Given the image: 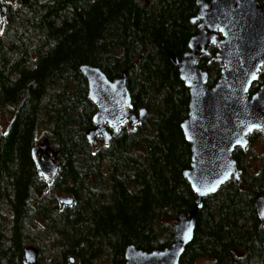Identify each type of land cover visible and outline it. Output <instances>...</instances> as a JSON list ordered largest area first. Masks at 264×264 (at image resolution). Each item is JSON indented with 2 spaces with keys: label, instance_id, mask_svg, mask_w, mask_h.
I'll return each mask as SVG.
<instances>
[{
  "label": "trees",
  "instance_id": "1",
  "mask_svg": "<svg viewBox=\"0 0 264 264\" xmlns=\"http://www.w3.org/2000/svg\"><path fill=\"white\" fill-rule=\"evenodd\" d=\"M197 11L196 0L7 2L0 111L11 118L0 133V264H23L28 242L38 243L39 264L43 250L50 264H124L129 244L145 251L173 244L175 218L188 214L196 196L182 175L192 161L180 127L189 92L168 52L181 58L188 50ZM215 50L199 62L209 87L222 68L208 64ZM84 63L110 79L126 70L130 110H148L107 145L99 139L92 147L86 137L97 107L79 71ZM44 137L61 166L50 187L32 157ZM257 137L259 131L249 134V144ZM234 158L239 182L203 198L180 264H264V223L255 208L264 194V158L249 177L246 152L236 149ZM61 194L72 204L59 203Z\"/></svg>",
  "mask_w": 264,
  "mask_h": 264
},
{
  "label": "water",
  "instance_id": "2",
  "mask_svg": "<svg viewBox=\"0 0 264 264\" xmlns=\"http://www.w3.org/2000/svg\"><path fill=\"white\" fill-rule=\"evenodd\" d=\"M0 4L1 24L7 7L4 1ZM196 4L198 11L191 22H198V32L189 39L188 50L181 58L168 52L189 92L187 117L180 127L190 143L192 161L182 175L195 193L194 205L187 215L176 216L175 240L170 247L145 251L129 244L124 264H180L193 239L203 198L217 193L227 181L240 179L242 169L233 155L236 148H245L253 131H259L264 139V82L251 96L247 95L259 78L260 68L264 71V2L259 6L256 0H196ZM211 45L218 52L209 63L217 61L223 67L218 80L209 87L208 73L198 64L202 56L209 54ZM79 71L87 80L88 97L97 107L93 126L86 131L92 147L97 145V137L105 144L110 142L108 127L118 135L122 122L136 126L145 118L146 107L136 113L130 111L126 70L114 79L91 64H81ZM56 155L47 137L32 149L36 169L49 187L61 168ZM58 201L67 206L73 199L60 195ZM255 208L264 222V194L256 196ZM189 227L191 235L185 240ZM38 251L36 246L26 245L23 263L38 264Z\"/></svg>",
  "mask_w": 264,
  "mask_h": 264
},
{
  "label": "rangeland",
  "instance_id": "3",
  "mask_svg": "<svg viewBox=\"0 0 264 264\" xmlns=\"http://www.w3.org/2000/svg\"><path fill=\"white\" fill-rule=\"evenodd\" d=\"M7 1V0H5ZM10 1V0H8ZM13 1V0H11ZM11 115L5 112V110L0 111V133H3L7 125L10 121ZM127 129H129V126H126ZM47 129L45 127H42L39 129L38 134L41 136L43 133H45ZM41 141V140H39ZM38 141V142H39ZM243 151L246 152V158L244 162L245 166V176L249 177L254 173V171L258 170L261 166L262 159L264 158V140L260 137L255 138L249 145L246 147ZM257 168V169H255ZM34 245L38 247V243L34 242H28L26 245ZM60 257H57L56 260H59ZM105 262V261H103ZM102 262V263H103ZM43 263L44 264H50L51 263V255L49 251L43 250Z\"/></svg>",
  "mask_w": 264,
  "mask_h": 264
},
{
  "label": "flooded vegetation",
  "instance_id": "4",
  "mask_svg": "<svg viewBox=\"0 0 264 264\" xmlns=\"http://www.w3.org/2000/svg\"><path fill=\"white\" fill-rule=\"evenodd\" d=\"M2 1H4V0H0V3L2 2ZM257 1V4L260 6L263 2H264V0H256ZM1 5V4H0ZM216 47V46H215ZM216 52H215V54L213 55V56H215L216 55V53H217V51H218V49H217V47H216V50H215ZM209 56V55H208ZM213 56H211L210 58H209V60L213 57ZM202 59V58H201ZM200 59V60H201ZM209 60H208V64H211L212 62H214V61H212L211 63H209ZM261 74H264V71H263V67H261L260 68V70H259V82H260V85L263 83V80L261 81V78H260V75ZM260 85H259V87H260ZM71 263H74V262H71ZM38 264H39V262H38Z\"/></svg>",
  "mask_w": 264,
  "mask_h": 264
},
{
  "label": "snow or ice",
  "instance_id": "5",
  "mask_svg": "<svg viewBox=\"0 0 264 264\" xmlns=\"http://www.w3.org/2000/svg\"><path fill=\"white\" fill-rule=\"evenodd\" d=\"M191 235V227H189L187 233L185 234V240L189 239Z\"/></svg>",
  "mask_w": 264,
  "mask_h": 264
}]
</instances>
